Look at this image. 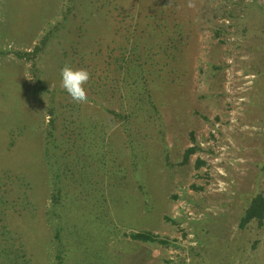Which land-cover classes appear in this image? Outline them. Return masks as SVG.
Here are the masks:
<instances>
[{
	"label": "rangeland",
	"instance_id": "obj_1",
	"mask_svg": "<svg viewBox=\"0 0 264 264\" xmlns=\"http://www.w3.org/2000/svg\"><path fill=\"white\" fill-rule=\"evenodd\" d=\"M256 193L264 0H0V264H264Z\"/></svg>",
	"mask_w": 264,
	"mask_h": 264
},
{
	"label": "trees",
	"instance_id": "obj_2",
	"mask_svg": "<svg viewBox=\"0 0 264 264\" xmlns=\"http://www.w3.org/2000/svg\"><path fill=\"white\" fill-rule=\"evenodd\" d=\"M22 56H25L22 54ZM196 151V147L192 146L187 148L183 154V162H186L190 155ZM204 164L202 161L197 162V166ZM255 222L257 228H261L264 224V194L256 193L254 194L245 208L241 219L239 220L238 228L243 230L248 223ZM129 238L132 240L142 241V242H159L166 243L164 240L159 239V237L148 231L141 232H131Z\"/></svg>",
	"mask_w": 264,
	"mask_h": 264
},
{
	"label": "clouds",
	"instance_id": "obj_3",
	"mask_svg": "<svg viewBox=\"0 0 264 264\" xmlns=\"http://www.w3.org/2000/svg\"><path fill=\"white\" fill-rule=\"evenodd\" d=\"M90 79L89 73L65 65L60 70V88L76 103L87 100L85 86Z\"/></svg>",
	"mask_w": 264,
	"mask_h": 264
}]
</instances>
